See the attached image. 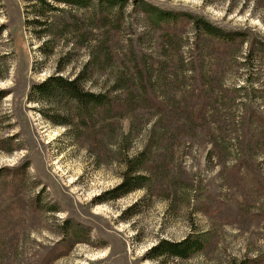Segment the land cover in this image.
Returning a JSON list of instances; mask_svg holds the SVG:
<instances>
[{"label":"rangeland","instance_id":"1","mask_svg":"<svg viewBox=\"0 0 264 264\" xmlns=\"http://www.w3.org/2000/svg\"><path fill=\"white\" fill-rule=\"evenodd\" d=\"M151 1L264 36V13L244 0ZM33 4L0 0V26H7L0 36V90L10 92L0 103V169H7L0 179V264H50L47 254L63 249L61 229L68 219L90 229L89 241L74 243L51 264H238L248 258L264 264V62L248 82L242 77L250 76L245 55L204 60L188 53L186 37L179 40L181 48L169 46L159 54L162 40L155 41L157 35L129 15L122 33L109 35L110 43L129 52L124 41L132 38L140 59H148L145 80L159 78L152 93L161 106L152 107L130 81L125 90L132 93L135 111L115 129L138 133L134 153L155 135L152 180L142 190L103 201L125 171L122 155L112 148V131L104 129L99 139H72L67 126L48 121L29 100L32 84L55 74L68 50L61 43L55 54L43 56L44 41L29 23ZM75 15L84 18L79 11ZM87 56V49L75 51L64 74L77 73ZM122 62L95 73L86 89L109 90L116 72L132 71ZM22 166L29 167L25 184L18 186L13 178ZM198 234L209 239L203 253L188 259L151 256L161 240Z\"/></svg>","mask_w":264,"mask_h":264},{"label":"trees","instance_id":"2","mask_svg":"<svg viewBox=\"0 0 264 264\" xmlns=\"http://www.w3.org/2000/svg\"><path fill=\"white\" fill-rule=\"evenodd\" d=\"M235 1L231 0V3ZM244 1L245 4L252 5L254 10L264 13V0ZM32 2H34L32 7L35 9L34 18L29 23L33 25L39 38L41 37L44 41L40 46L43 56L48 57L50 54H55L56 48L61 43L67 45L68 50L61 55L55 74L32 84L28 95L29 100H34L41 106L40 112L48 121L55 125L67 126L72 139L78 140L84 135L99 139L104 129L109 128L108 130L112 131L110 136L112 148L118 151L117 154L122 155L125 171L121 176L122 182L112 190L105 192V196L101 197L103 201H112V199H119L134 191L142 190L152 180L148 172L153 163L154 149L150 144L155 135L152 134L142 149L134 153L132 146L138 133L134 134L130 128L125 134L115 129L116 122L135 111L136 103L132 98V93L125 90L130 81L139 85L143 99L151 103L152 107L161 106V103L153 99L154 94L152 93L158 87L157 79L159 78L149 80L150 84L145 80L148 74L145 64H148L146 63L148 59L146 61L143 58L140 59L132 38L124 41L128 45L129 52L121 53L110 43L109 35L112 32L122 33L123 24L129 15L140 19L145 30H152L154 35H157L155 41L162 40L161 46L156 45L157 49H161L157 51L159 54L169 46L176 49L181 48L179 40L186 37L189 45L186 47L190 49L188 53L194 54L195 57H203L204 60L209 58L208 56L226 58L227 55L233 57L245 55L244 70L251 74L249 73L250 76L245 74L242 77L248 82L253 79L252 71L257 64L264 62V36L254 28L223 27L210 21L203 14L184 9L164 8L151 0H32ZM61 5L69 10L60 9ZM76 11L83 13L84 18L76 16ZM6 27L5 24L0 26V36L3 35ZM97 33L108 36L102 38ZM245 46L247 48L244 51ZM80 48L88 50L87 63L72 76L65 75V69L73 63L72 54ZM117 60L123 61L121 64L123 66L131 68L132 65V71L125 69L116 72V77L113 78L109 90L86 89L87 82L93 79L95 73L108 66L115 68L117 65L114 66L113 62ZM158 77L161 78V75ZM9 94L7 90H0V103ZM200 94L202 95V92ZM260 116L264 124V115ZM4 150L12 151V149ZM28 167L22 166L20 172H16L13 178L17 182L16 185L17 180H19L18 186L25 184L23 180H26L25 171ZM6 171L5 168L0 169V179L5 178ZM12 188L15 190L14 186ZM39 205L38 198L33 211L38 212ZM53 210H56V207ZM62 225L60 240H62L61 248L63 249L60 251H57L58 247L52 249L45 259L49 263L65 256L74 243L81 240L89 241L90 229L85 231L81 224H74L69 219L65 220ZM208 243L209 239L206 234H198L196 237L189 236L183 241L161 240L151 249V256L158 259L164 257L188 259L203 253ZM259 262V258H248L238 264H259Z\"/></svg>","mask_w":264,"mask_h":264}]
</instances>
